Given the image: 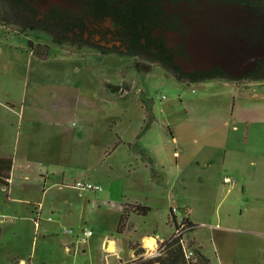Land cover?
<instances>
[{
  "label": "crops",
  "instance_id": "1",
  "mask_svg": "<svg viewBox=\"0 0 264 264\" xmlns=\"http://www.w3.org/2000/svg\"><path fill=\"white\" fill-rule=\"evenodd\" d=\"M0 29L6 35L0 40V157L13 160L9 185H0V244L8 247L0 245L1 259L35 264L30 243L41 239L38 264L128 262L145 248L143 238H154L155 249L173 236V177L197 174L209 194L224 192L213 211L216 226L224 225L211 238V251L204 239L192 241L211 264H264V79L180 81L183 106H170L166 130L152 107L141 106L142 122L111 132L110 122L100 120L103 105L62 89L57 72L45 71L56 58L33 57L29 38L12 43L8 37L22 33ZM123 86L121 93L132 84ZM103 158L121 163L98 169ZM212 175L234 182L219 187ZM78 180L101 189L81 191ZM142 218L149 229H141ZM79 223L89 229L78 230V240L63 234Z\"/></svg>",
  "mask_w": 264,
  "mask_h": 264
},
{
  "label": "rangeland",
  "instance_id": "2",
  "mask_svg": "<svg viewBox=\"0 0 264 264\" xmlns=\"http://www.w3.org/2000/svg\"><path fill=\"white\" fill-rule=\"evenodd\" d=\"M103 24L110 25L111 23L109 20H106ZM17 28L19 29L18 26ZM22 35L23 34H11L13 37H8V41L19 43L21 41L25 42L27 41L26 38H29V40H33L35 44H37V42L48 44V57L56 58V62H46L45 71L52 70L57 72V86L62 87V89L63 87H70V89L81 91L82 98H84L85 94L89 96L88 101L90 103L103 105L104 113H102L103 116L100 117V120L102 118V122H110L112 128L111 132L116 128L134 126L142 122L141 106H144L145 108L146 106L150 108L152 107V110H148L149 113L152 114L153 111L159 127H165L166 130L165 122L167 114L169 117V112L172 109L170 106L173 104L178 106V108L179 106H183L179 96L180 93L178 92V89L182 86V82L178 81L175 77H172V75L168 73L169 71H166L161 65L152 63L144 56L132 58L127 55L116 53L99 55L87 47L80 49L71 45L61 46L49 42V35L46 32H40L39 30L30 29L27 34L25 33L23 36ZM5 36L4 29H0V40H4ZM32 55L33 57H37V55L33 53ZM34 66L35 63L32 64L29 74L30 86L33 78ZM124 84H132V87L128 90L125 96H123L120 90ZM150 119L151 118L148 120ZM168 119H170V117ZM175 119L176 118H173V120ZM76 121L78 120L76 119ZM167 135V137L171 139L169 132H167ZM58 148L59 146H57V149ZM172 150L174 151V149ZM110 163L113 162L107 161L103 158V160L98 162V165H95L98 169H104L107 168ZM120 163L121 162L119 161H115L113 164L118 167V164ZM45 165H47V162H45ZM211 177L219 187L224 186L225 183L223 180L226 177L223 178L222 176L219 178L213 175ZM173 178L174 183L170 193L173 192L177 196L176 205L178 207V213L180 216L189 215L190 217L188 216V218H190L195 226L193 230L188 231L186 234V240L191 243L193 236L204 239L208 245V249L211 251L213 249L211 238L216 232L223 231L220 227L224 224L221 223L222 226H216L217 222L213 211L224 192L222 191L219 195V192L216 194H209L205 181L206 178L204 179L203 176L200 178L197 174H192V176L189 177L182 176ZM206 202H210L211 207L207 212L203 209L208 205ZM208 214L210 215L207 216ZM143 220L144 218L141 219L142 223ZM143 224L140 225L141 229H145V227L149 229L150 223L147 225ZM83 228L89 229L85 224L79 223L73 228V233H70V231L62 233L70 237H76L78 230L81 231ZM147 231H149L148 233H152L150 230ZM76 239H74V241H76ZM40 242H43V240L40 239L37 245H33L32 242L30 243L35 254V264H38L36 262L38 260L37 255L40 252ZM2 244L0 245H2L4 250L8 249L5 240ZM76 244L77 248L80 250L76 253V256H81L83 254L81 251L83 245L78 246V242ZM194 244L197 246L196 242H194ZM156 248L152 251L145 248L138 249H141L144 257H152L151 254L155 252ZM71 256L70 258H73ZM50 259L51 258L49 257L48 260ZM17 263L18 261L14 259L12 255L7 259L0 258V264ZM47 264H50V262H47ZM65 264H74V262L68 261Z\"/></svg>",
  "mask_w": 264,
  "mask_h": 264
},
{
  "label": "flooded vegetation",
  "instance_id": "3",
  "mask_svg": "<svg viewBox=\"0 0 264 264\" xmlns=\"http://www.w3.org/2000/svg\"><path fill=\"white\" fill-rule=\"evenodd\" d=\"M52 8L70 11L76 42L126 49L117 38V24L104 14L107 0H64ZM149 8L153 36L179 72L217 78L261 80L264 77V2L255 0H139ZM35 3V4H34ZM106 20L110 25L103 24ZM83 23V24H82Z\"/></svg>",
  "mask_w": 264,
  "mask_h": 264
},
{
  "label": "trees",
  "instance_id": "4",
  "mask_svg": "<svg viewBox=\"0 0 264 264\" xmlns=\"http://www.w3.org/2000/svg\"><path fill=\"white\" fill-rule=\"evenodd\" d=\"M103 9L105 10L104 14L111 16L117 24V38L126 49L101 48L89 41L76 42L69 36L73 30L71 20L74 19L70 11L52 8L43 17H40L37 10L27 0H0V24L22 34H27L30 29L43 31L49 35V42L61 46H76L80 49L87 47L100 55L116 53L132 58L144 56L152 63L161 65L182 82L205 81L217 78L212 74L196 76L178 71L177 66L165 54L162 42L153 36L154 26L149 23L147 4L141 3L139 0H107ZM29 45L30 50L37 55V58L41 60L48 58V44H34L30 40ZM261 79H264V77ZM12 169V158L0 157V185L5 187L9 185ZM186 221L191 227L189 231L193 230L195 228L194 224L189 222L188 219ZM190 246L194 250V256L190 259L186 258L179 239L173 238L166 243L164 250L157 256L144 257L141 249L136 248V257L120 264H211L210 260L202 253L201 248L196 246L193 241Z\"/></svg>",
  "mask_w": 264,
  "mask_h": 264
},
{
  "label": "built area",
  "instance_id": "5",
  "mask_svg": "<svg viewBox=\"0 0 264 264\" xmlns=\"http://www.w3.org/2000/svg\"><path fill=\"white\" fill-rule=\"evenodd\" d=\"M123 94H126L127 91L126 90H122ZM224 182L226 183H232L234 182L232 179L226 177L224 179ZM75 187L81 191L84 190H100L101 186L99 185H94L88 181H84V180H78L75 182ZM172 220L173 223L175 225V232L173 234V236L170 239H161L157 245V248L155 250V252H153L151 255L152 256H157L159 255L165 248L166 243L175 238V239H179L180 243L182 244L183 250L185 252V256L186 258L190 259L193 258L194 256V250L193 248L190 246V242L186 240V234L188 233V231L190 230V226L186 221L185 216H180L178 213V208L174 207L172 209ZM92 231H86L84 232V235H91Z\"/></svg>",
  "mask_w": 264,
  "mask_h": 264
},
{
  "label": "water",
  "instance_id": "6",
  "mask_svg": "<svg viewBox=\"0 0 264 264\" xmlns=\"http://www.w3.org/2000/svg\"><path fill=\"white\" fill-rule=\"evenodd\" d=\"M38 2V4H35L37 7H40L41 10L47 11L48 8L52 5V4H58L64 0H36ZM255 1H260V2H264V0H255Z\"/></svg>",
  "mask_w": 264,
  "mask_h": 264
},
{
  "label": "clouds",
  "instance_id": "7",
  "mask_svg": "<svg viewBox=\"0 0 264 264\" xmlns=\"http://www.w3.org/2000/svg\"><path fill=\"white\" fill-rule=\"evenodd\" d=\"M141 243H142V246H144L146 249L152 250L155 246L156 241L152 237H145L142 239ZM111 245H112V242H109L110 247Z\"/></svg>",
  "mask_w": 264,
  "mask_h": 264
}]
</instances>
